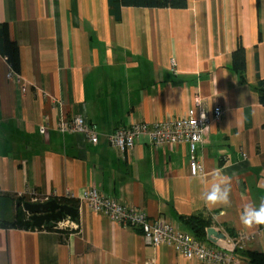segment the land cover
Listing matches in <instances>:
<instances>
[{
  "label": "crops",
  "instance_id": "crops-1",
  "mask_svg": "<svg viewBox=\"0 0 264 264\" xmlns=\"http://www.w3.org/2000/svg\"><path fill=\"white\" fill-rule=\"evenodd\" d=\"M186 3L123 7L115 19L107 0H0V26L17 43L20 62L14 74L0 54V197L79 200L93 187L182 230L190 232L181 218L202 215L226 237L254 235L234 264H248L245 250L264 252V226L240 222L245 204L264 200L257 187L264 182V106L255 91L264 79V0ZM239 46L242 78L232 68ZM215 107L221 116L197 152L209 185L191 176L182 146L154 148L141 137L122 159L106 139L132 123ZM76 116L96 126L97 145L55 129ZM216 170L231 178L230 204L209 207L202 193ZM77 210V231L68 236L0 229V264H205L146 244L139 231L83 202ZM218 241L206 235L202 242Z\"/></svg>",
  "mask_w": 264,
  "mask_h": 264
},
{
  "label": "built area",
  "instance_id": "built-area-1",
  "mask_svg": "<svg viewBox=\"0 0 264 264\" xmlns=\"http://www.w3.org/2000/svg\"><path fill=\"white\" fill-rule=\"evenodd\" d=\"M193 114L192 111L180 118L152 123H132L128 127L115 130L106 139L109 146L122 159L134 148L141 137H146L154 148L168 145L182 146L187 152L191 176H200L204 169L197 152L203 142L208 124L212 120H219L221 110L215 107L211 114L201 112L199 115L194 114V117ZM55 129L61 134H81L92 145H97L99 141L96 126L81 116L59 120ZM45 130L46 127L42 126L39 132L43 133ZM27 197L30 203H43L50 200L42 198L34 192H28ZM79 201L85 203L94 212L105 215L121 226L139 231L146 244L170 247L183 258L196 259L205 264H234L235 251L243 249L247 243L255 240L254 235L240 234L234 241L225 236V239L218 241L217 244H206L198 240L191 232L161 220H151L143 211L119 204L93 187L85 190ZM54 228L77 229V225L67 218L55 223ZM219 242H222V245L218 244Z\"/></svg>",
  "mask_w": 264,
  "mask_h": 264
},
{
  "label": "trees",
  "instance_id": "trees-1",
  "mask_svg": "<svg viewBox=\"0 0 264 264\" xmlns=\"http://www.w3.org/2000/svg\"><path fill=\"white\" fill-rule=\"evenodd\" d=\"M109 13L115 19H119L120 11L123 7L150 8V9H185L186 0H107ZM0 54L5 57L11 71L14 74L20 72V62L18 54V45L11 41L7 36L5 26H0ZM232 68L243 77L245 70V52L244 48L239 46L232 54ZM259 103L264 106V79H259L255 86ZM58 203L68 205L78 209L80 201L71 197H54ZM29 202L28 197H19L15 203ZM17 207L15 221L0 220V229H25V230H47L58 233L60 236H68L77 231V229L64 228L55 229L54 224H50L41 229L32 228L28 215ZM78 217L75 219L77 223ZM181 223L190 230V232L200 241H204L206 237V229L213 226L209 217L202 215L181 218ZM230 235H234L230 233ZM238 249L235 251V256ZM243 260L248 264H264V252L260 251H243Z\"/></svg>",
  "mask_w": 264,
  "mask_h": 264
},
{
  "label": "clouds",
  "instance_id": "clouds-1",
  "mask_svg": "<svg viewBox=\"0 0 264 264\" xmlns=\"http://www.w3.org/2000/svg\"><path fill=\"white\" fill-rule=\"evenodd\" d=\"M198 179L201 183L209 185L208 176L200 175ZM257 187H264V182H258ZM230 194L231 178L216 170L211 174L210 186H207L202 193V199L209 207L228 205L230 204ZM240 222L245 228L249 229L264 226V200H261L258 207L252 203L245 204L240 215Z\"/></svg>",
  "mask_w": 264,
  "mask_h": 264
},
{
  "label": "water",
  "instance_id": "water-1",
  "mask_svg": "<svg viewBox=\"0 0 264 264\" xmlns=\"http://www.w3.org/2000/svg\"><path fill=\"white\" fill-rule=\"evenodd\" d=\"M17 207L28 215L32 228L41 229L50 224L61 222L67 218L75 223L78 216V210L68 205L60 204L55 199H50L43 203H16ZM206 235L212 242L216 240H224L225 235L217 232L214 228H207Z\"/></svg>",
  "mask_w": 264,
  "mask_h": 264
},
{
  "label": "rangeland",
  "instance_id": "rangeland-1",
  "mask_svg": "<svg viewBox=\"0 0 264 264\" xmlns=\"http://www.w3.org/2000/svg\"><path fill=\"white\" fill-rule=\"evenodd\" d=\"M16 200L17 198H11L10 200L8 198L0 197V220L15 221L16 213H17V208L15 207ZM237 236L229 235L228 237L230 240L234 241L235 238H237ZM239 250H242V249H239Z\"/></svg>",
  "mask_w": 264,
  "mask_h": 264
}]
</instances>
